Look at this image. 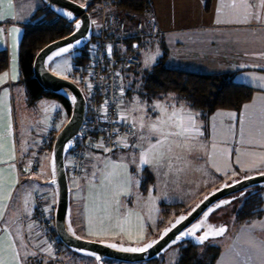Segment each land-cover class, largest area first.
<instances>
[{
    "label": "rangeland",
    "instance_id": "1",
    "mask_svg": "<svg viewBox=\"0 0 264 264\" xmlns=\"http://www.w3.org/2000/svg\"><path fill=\"white\" fill-rule=\"evenodd\" d=\"M16 1L17 5L12 0H10V3L7 0H3V9L6 15H10L12 11L16 10L18 12L22 10L25 16L27 13H31L30 18L22 23V30L27 24H34L40 21V19L42 20L43 17L41 18L40 16L44 15L45 11L40 16L34 13L32 18V13L35 9H43V3L40 0ZM74 1L80 4L92 2L88 12L92 20L93 32H96L101 9L95 5L99 0L88 2L82 0ZM23 6L26 8L24 9ZM109 12L121 16L120 13L113 11L110 7ZM10 20L13 21L12 18ZM17 20L20 22L24 19L17 18ZM125 21L127 27H133L136 23L134 19ZM138 43L139 47L130 51L126 49L124 42H121V45L118 46L122 54L133 53L139 57L140 61L139 66L136 68L137 71L132 69L125 72V74L129 73L124 78V85L129 86L130 78L128 79V75L130 74L134 75L137 73L139 78L131 85L132 96L130 98L125 97L120 101L121 110L127 115V120H131V128L133 121H135L137 134L127 135L133 138L129 147L115 150L110 154H106L102 150L93 152L89 148H86V145L81 175L74 179L77 184L72 183L73 178L68 174L71 190L70 208L72 226L74 232L80 238L87 241L113 243L123 246L142 245L146 241L155 238L160 230L176 215L189 211L207 193L222 183H229L244 175L264 172V170L255 171V169H251L247 173L236 174L234 179L225 177L221 181L209 180L208 178L201 180L192 174L195 172L192 171L193 166L198 167V163L192 160L189 161L188 149L177 153L176 144L180 145V149L186 146L182 137L169 138L164 147L167 152L168 146L171 145L172 151L159 164L154 161L152 167L141 166L139 162L142 149L131 147L134 143H140L138 136L141 133L149 135L147 128H140V118L143 117L145 125H149L157 122L163 116L168 120V124L164 125L165 132L170 130L178 131V129L172 116L176 108L161 104V106L167 109L166 111H162L161 108L156 107L160 102H152L153 99H149V95L143 89L141 74L147 72L157 61L161 55L160 47L155 40L149 37L140 38ZM79 52L76 51L56 58L50 63L49 70L61 78L75 81L77 76H73L71 72L73 59ZM153 57L154 60L152 59ZM171 62L170 59H166L164 65L170 66ZM15 84L22 86L24 91L26 90V85L19 83V79ZM26 97L24 96V100L21 97L17 103L23 106L25 113L23 117L27 126L24 128L23 117L17 115L18 126L21 133H25V136L27 134L31 137L30 141L28 140L29 145H31V155L36 159L38 168H36L35 173L29 172L28 169L25 175L26 178L22 179L21 192L27 197V205L25 202L23 205V220H25L27 229L32 232L31 234L38 236L36 237L37 240L43 236L47 237L45 239L42 238L45 241L47 240L46 243L44 241L38 242V255L35 253L38 264H96L91 258L74 254L64 246L57 245L55 242L56 237L51 234L53 230L54 193L51 186L47 183L49 179L48 146L50 145L51 147L53 141H51V133L48 135L50 139L47 138L46 145L43 148L41 146L46 139L45 134L47 131L45 130H49L53 126V114L58 111L62 112L63 106L53 97H43L33 103L27 102ZM43 119L47 123V125H44L47 127L45 130L42 129L43 124H41V120ZM66 120L67 118L64 116L60 124H56V129L58 130ZM156 140L157 135H151L149 140L143 142V151H147L146 148H148L149 144ZM22 151H24V147ZM22 151L20 153L21 156H23ZM193 158L196 160V157ZM105 160L127 165L126 171L123 168L108 169L109 172H117L119 180L122 181L129 178L131 181L127 187L121 190L118 198L113 196V188L116 184L115 179H113L111 184H102L101 176L105 169ZM32 165H36V163L33 161ZM67 165L69 164L65 161V166ZM93 173H96V175L94 176ZM261 194L264 198V189H262ZM175 204H178V206H173ZM237 206V199H234L230 204L217 210L210 217V221L215 225L227 224L229 228L224 236L213 238L208 240L204 245L197 246V253L203 254L206 251L205 257L208 259L203 262L204 264L208 263L212 253L215 255L218 253V256H220L224 251H232L236 253L235 255L238 254L237 264H264V215L262 218L256 219L249 224H239L232 220L231 213L232 209ZM33 208H35L34 213H32ZM9 218L7 216L5 221L8 222ZM183 247L181 244L170 247L159 257L155 264H178ZM40 256L44 260H39ZM103 264L129 263L104 261ZM133 264L151 263L138 262Z\"/></svg>",
    "mask_w": 264,
    "mask_h": 264
},
{
    "label": "crops",
    "instance_id": "2",
    "mask_svg": "<svg viewBox=\"0 0 264 264\" xmlns=\"http://www.w3.org/2000/svg\"><path fill=\"white\" fill-rule=\"evenodd\" d=\"M7 1L10 3V0ZM150 1L149 22L155 24L157 34L145 38L158 43L161 51L159 58L165 52L164 64L166 59L172 61L167 67L201 74L230 72L235 83L256 90L238 111L218 109L207 118L172 94L153 100L159 101V105L176 108L172 115L176 125L183 123L187 126L189 117L194 119V127L182 136L186 146L183 149L176 147L177 153L188 149L189 161L198 163V167L193 166L192 171L195 172L192 174L201 180L234 179L236 174L247 173L251 169L264 170V115L261 113L264 107V0H211L208 9L204 8L203 0ZM30 14L25 16L22 10H16L6 15L3 0H0V50L5 49L8 54L7 69L0 74V248L10 241L14 242L20 264H38L36 255L32 254H37L38 242L47 241L43 240L47 238L45 236L37 240L38 236L31 234L23 220V205L24 202L27 205V197L21 192L22 179L26 178L28 169L35 173L38 168L36 159L31 155V137L21 133L18 126V116L23 117L25 113L23 106L17 102L21 97L24 100L25 91L15 84L19 79L21 25L30 18ZM17 18L24 20L18 22ZM147 28L144 26V34H148ZM133 29L135 31V27L130 26V30ZM64 116L63 110L53 114V126L49 130H45L47 123L41 120L42 129L47 131L44 142ZM23 126H27L24 117ZM122 137L127 138L130 146L133 138ZM155 143L149 144L146 150L151 151L150 146ZM33 161L36 165H32ZM153 163L141 166L152 167ZM32 167L35 171H31ZM74 179L72 183L77 184ZM9 191L10 198H5ZM34 211L35 208L32 213ZM7 216L10 217L8 222L5 221ZM235 254L224 251L213 264H237L239 255ZM11 255L9 252L5 258L10 259ZM39 260L44 259L40 256Z\"/></svg>",
    "mask_w": 264,
    "mask_h": 264
},
{
    "label": "water",
    "instance_id": "3",
    "mask_svg": "<svg viewBox=\"0 0 264 264\" xmlns=\"http://www.w3.org/2000/svg\"><path fill=\"white\" fill-rule=\"evenodd\" d=\"M40 1L52 13L71 26L69 34L44 45L32 61V78L42 91L64 99L69 106L67 120L55 133L48 157L49 179L47 183L54 193L52 223L58 242L74 254L93 259L96 264H103L104 261L133 264L157 260L170 247L178 244L191 242L196 246L204 245L208 240L224 236L229 226L227 224L215 225L210 221V217L217 210L230 204L232 200L243 196L247 190L264 189V172L244 175L229 183H222L207 193L189 211L176 215L155 238L139 246L87 241L74 232L70 208L71 190L65 161L66 155L74 148L76 140L80 137V130L87 114V101L82 90L73 81L53 74L49 70V65L60 56L83 49L91 40L93 25L88 12V3L80 4L74 0ZM69 12L71 17L68 15ZM136 47L134 45V48ZM62 48H68V51H61ZM177 221L180 222L177 223ZM202 221V227L193 235H183L193 225ZM174 224L176 227H173ZM220 227H223L225 231L217 235L214 229ZM205 232L209 233L208 237L203 239V242H199ZM177 236L181 238L177 240ZM150 244L152 246L148 247ZM131 248L146 250L136 252L124 250Z\"/></svg>",
    "mask_w": 264,
    "mask_h": 264
},
{
    "label": "trees",
    "instance_id": "4",
    "mask_svg": "<svg viewBox=\"0 0 264 264\" xmlns=\"http://www.w3.org/2000/svg\"><path fill=\"white\" fill-rule=\"evenodd\" d=\"M104 2L113 11L120 13L125 20L134 19L145 23L150 20L149 12L152 8L150 0H104ZM203 3L204 8L208 9L211 0H203ZM88 4L91 6L92 2ZM43 11H45V14L40 16ZM35 14L41 18L43 17L42 20L40 19V21L34 24L32 23L24 26L22 37L19 42V83H24L26 85L25 96H27V102L33 103L43 97H53L62 104L65 118H67L69 112L67 102L62 98L43 92L38 83L32 78V61L35 54L44 45L69 34L71 26L52 13L44 5L43 9H37ZM139 38L140 37H134L125 40L126 49L128 51L135 49L134 45L138 48ZM79 51L80 52L73 59L72 71L82 66L87 59L86 48L84 47ZM163 53L165 54V52ZM163 57L158 58L147 72L141 74L143 78V89L149 95V99H160L166 95L172 94L176 96L178 100L187 103L191 108L199 111L204 118H207L218 109L238 111L244 103L250 100L253 93L256 91L250 86L235 83L232 80L233 75L230 72L208 74L189 72L165 66ZM139 62L136 66L131 68H120L119 81L122 89L121 99L125 97L130 98L132 96L131 85L139 78V75H137V73H135L136 75H128L130 84L128 83L129 86H127L124 85L123 82L129 72L126 74L125 72L132 69L137 71L136 68L139 66ZM7 66L8 54L5 49H2L0 50V74L7 69ZM120 111L124 114L121 107ZM56 132L57 129L50 132V137L52 136L51 141ZM50 137L48 138L50 139ZM78 141L79 139L76 140L74 148L66 155L67 164H69L68 159L79 147L80 142ZM45 143L46 142L43 143V147L46 145ZM48 147L50 151V145ZM118 149L117 147L115 150ZM89 150L94 151L95 149ZM66 167H69V165ZM261 191L262 189L260 188L249 189L243 196L237 199L238 206L234 207L231 211L233 221L239 224H249L256 219L262 218L264 215V198L262 197ZM173 206H178V204ZM51 234L55 236L53 230ZM55 242L57 245H61L56 238ZM181 245L184 247L181 251L178 264H204L203 262L208 259L205 257L206 251L203 254L197 253L196 250L198 247L193 243L186 242ZM217 257L218 253L217 255L212 253L208 263L206 262L205 264H213ZM157 260H153L149 263L155 264Z\"/></svg>",
    "mask_w": 264,
    "mask_h": 264
},
{
    "label": "built area",
    "instance_id": "5",
    "mask_svg": "<svg viewBox=\"0 0 264 264\" xmlns=\"http://www.w3.org/2000/svg\"><path fill=\"white\" fill-rule=\"evenodd\" d=\"M95 6L101 9V15L96 32L92 33L85 46L87 59L72 71L73 76H77L73 82L82 90L87 101V114L78 138L80 144L69 158L67 167L72 178L81 175L86 145L89 149L115 150L118 147L115 142L123 135H129L131 120H127V116L120 111L122 89L119 75L120 68L136 66L139 57L133 53L122 54L118 46L130 38L157 34L153 22L136 21L133 25L135 31L130 30L123 17L109 12L104 0H99ZM144 26H148V34H144ZM122 116L126 117V121L120 119ZM31 171H35V167Z\"/></svg>",
    "mask_w": 264,
    "mask_h": 264
},
{
    "label": "snow or ice",
    "instance_id": "6",
    "mask_svg": "<svg viewBox=\"0 0 264 264\" xmlns=\"http://www.w3.org/2000/svg\"><path fill=\"white\" fill-rule=\"evenodd\" d=\"M69 17H71V13H68ZM77 28H79V25H77ZM13 31H17L16 29H13ZM77 43H79V41H77ZM61 51H68V48H62ZM154 60V57L152 58ZM157 108H161L162 111H166L167 109L164 108L161 105H156ZM247 107V106H246ZM261 113L262 115H264V107L261 108ZM121 120H125L126 121V117H121ZM141 119V123H140V128L141 129H145L147 128V132L149 135H144L143 133H141L138 136V140L140 141V143H134L131 145V147L133 148H141L142 151L140 153V164H148L152 161H155L157 164H159L162 160H164L166 158V156L168 155V153H170L172 151V146L169 145L167 148V152L165 151V144L168 142L170 137H182L184 136L187 132L190 131V129H192L194 127V119L190 116L189 117V124L187 126H184L183 123H181L180 125H177V127H179L181 130L178 131H164V125L168 124V120L165 119L163 116L161 118L158 119L157 122L151 123L149 125H145V123L143 122V117L140 118ZM172 127V126H170ZM130 135H136L137 131H136V127H135V121H133V126L130 129L129 132ZM151 135H157V140L155 144H152L150 146L151 151H143V142L146 140H149V137ZM116 146L118 147H124L127 148L129 147V144L127 143V138L126 137H121L119 140H117L115 142ZM177 147H179V144H176ZM98 147H103L102 145H98ZM112 149L109 148H105L104 151L108 152L111 151ZM149 156H151V160L149 159ZM14 158V157H13ZM123 159V158H121ZM133 162H135V160H133ZM105 164V169L104 172L101 176V181L103 185H107V184H111L113 179L116 180V184L115 187L113 188V196L117 197L120 195L121 190L125 187H127V185L131 182L129 178H126L124 180H119L118 179V174L115 171L109 172L108 169L112 168V169H119V168H123L125 171L127 169V165L126 164H116L110 160H105L104 161ZM93 175L95 176L96 173H93ZM138 183V181H137ZM11 196V192H7V196L5 198H10ZM207 215V214H206ZM181 219H184L183 217H181ZM180 221H177V223H179ZM202 223H197L195 225L192 226V228L188 229L187 233L183 234V235H193L194 232L198 229H200L202 227ZM173 227H176V225L174 224ZM170 231V229L168 230ZM215 233L217 235L222 234L225 229L223 227H220L218 229H214ZM167 234V233H165ZM209 235L208 232H205L203 234V236L200 238L199 242H203V239L207 238ZM180 236H177L176 239H180ZM152 245H148V247H151ZM113 247H115L113 245ZM16 249V244L14 242H8L6 244V246L0 248V264H20V256L19 254L15 251ZM125 251H145L146 249L144 248H131V249H124ZM11 252V258H5L7 253ZM27 255V254H26ZM32 255H35L34 253Z\"/></svg>",
    "mask_w": 264,
    "mask_h": 264
},
{
    "label": "clouds",
    "instance_id": "7",
    "mask_svg": "<svg viewBox=\"0 0 264 264\" xmlns=\"http://www.w3.org/2000/svg\"><path fill=\"white\" fill-rule=\"evenodd\" d=\"M89 8V7H88ZM67 168V167H66Z\"/></svg>",
    "mask_w": 264,
    "mask_h": 264
},
{
    "label": "flooded vegetation",
    "instance_id": "8",
    "mask_svg": "<svg viewBox=\"0 0 264 264\" xmlns=\"http://www.w3.org/2000/svg\"><path fill=\"white\" fill-rule=\"evenodd\" d=\"M235 196V195H234Z\"/></svg>",
    "mask_w": 264,
    "mask_h": 264
}]
</instances>
